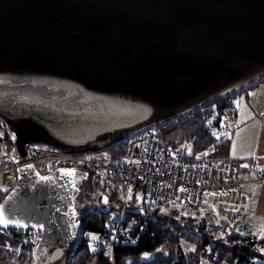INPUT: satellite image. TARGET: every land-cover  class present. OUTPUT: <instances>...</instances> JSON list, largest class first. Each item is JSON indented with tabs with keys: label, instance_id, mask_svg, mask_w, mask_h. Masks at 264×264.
Instances as JSON below:
<instances>
[{
	"label": "water",
	"instance_id": "1",
	"mask_svg": "<svg viewBox=\"0 0 264 264\" xmlns=\"http://www.w3.org/2000/svg\"><path fill=\"white\" fill-rule=\"evenodd\" d=\"M262 82L264 0H0V119L18 153L0 205L23 225L0 229L40 233L32 264L70 263L86 172L41 179L28 144L103 152Z\"/></svg>",
	"mask_w": 264,
	"mask_h": 264
},
{
	"label": "built area",
	"instance_id": "2",
	"mask_svg": "<svg viewBox=\"0 0 264 264\" xmlns=\"http://www.w3.org/2000/svg\"><path fill=\"white\" fill-rule=\"evenodd\" d=\"M233 103L232 100L227 104L214 102L205 107L202 122L217 143L232 137L237 111ZM1 129L5 132L0 140V177L4 187L0 196L3 200L16 186L18 165H14V158L18 153L13 133L7 130L2 119ZM158 132V128L154 126L129 138L124 155L117 161L110 158L99 159L89 153L79 156L64 155L54 149H42L39 144H28L25 153L39 176L53 179L62 168L86 172V178L91 180V191L104 208L111 206L108 203L113 195V188L120 181L119 210L93 235L97 239L91 240L106 252H112L121 241L130 239L129 226L133 219L126 222L124 211L127 209H141L142 204H147L154 205L163 212H170L172 209L196 211L202 206L204 194L209 192L227 191L236 195L243 186L264 184V168L256 166L251 160L217 157L212 153L213 146L200 153H193L189 146L184 145L166 147L158 139ZM8 231L0 229V234L13 237ZM12 231L24 236L23 241L35 249L40 233L28 229Z\"/></svg>",
	"mask_w": 264,
	"mask_h": 264
},
{
	"label": "trees",
	"instance_id": "3",
	"mask_svg": "<svg viewBox=\"0 0 264 264\" xmlns=\"http://www.w3.org/2000/svg\"><path fill=\"white\" fill-rule=\"evenodd\" d=\"M256 86V85H255ZM231 98L225 97L217 101L220 104L229 103ZM206 113V108L197 109L180 119H176L167 124L157 127L158 139L163 146L184 145L189 146L193 153L206 151L213 146V155L225 156L228 151V140L217 143L215 137L211 136L204 127L202 118ZM127 141L108 149L110 160L122 158L125 152ZM120 181L113 188V195L110 197L111 206H119ZM79 197L74 200L73 206L80 221L82 236L79 237L77 249L71 256L70 263L67 264H199L202 257H207L209 262L226 264H264V252H260L258 247L264 245V239L259 240L254 235L240 236L228 235L223 239L212 240L202 235H180L181 228L179 224L169 219L160 220L159 214L164 213L159 209L151 208V205L142 204V214H126V222L132 221L129 226L130 239L121 241L113 248L112 252H106L103 248L94 245L87 234H95L103 224L111 220V211L104 215L98 211L100 206L97 196L91 192V180L89 177L80 179L77 184ZM1 197V196H0ZM132 205H135L132 202ZM135 207V206H134ZM148 211V213H147ZM183 211L172 209L167 213L177 214ZM183 219V218H182ZM205 220L199 221L203 230ZM8 233L13 237H7L0 234V264H32L33 247L28 246L23 241L25 239L21 234L16 235L12 230ZM179 233L178 236L175 234ZM174 234V235H172ZM17 239H16V238ZM183 239H182V238ZM180 239L193 243V251L184 252L181 248ZM176 243L175 249L169 251V247ZM167 248L168 254L165 256L164 250ZM149 252L155 255L154 260L144 263L140 262L141 253ZM256 261V262H255Z\"/></svg>",
	"mask_w": 264,
	"mask_h": 264
},
{
	"label": "crops",
	"instance_id": "4",
	"mask_svg": "<svg viewBox=\"0 0 264 264\" xmlns=\"http://www.w3.org/2000/svg\"><path fill=\"white\" fill-rule=\"evenodd\" d=\"M245 92V100L239 101V104L235 106L236 124L232 137L228 140V151L225 157L251 160L256 166L264 168V82ZM219 194L234 202L233 206L228 205L233 217L240 215L238 209L243 211L240 215L245 219L242 224L243 233H245L243 235H264L263 183L243 186L241 192L236 195L227 191H221ZM261 239H264V236Z\"/></svg>",
	"mask_w": 264,
	"mask_h": 264
},
{
	"label": "rangeland",
	"instance_id": "5",
	"mask_svg": "<svg viewBox=\"0 0 264 264\" xmlns=\"http://www.w3.org/2000/svg\"><path fill=\"white\" fill-rule=\"evenodd\" d=\"M261 84V83H260ZM259 85V84H257ZM246 92H243L241 95L237 94L234 96H231V100L234 102L233 104L237 106L239 104V101L245 100V95ZM234 99V100H233ZM4 130H0V140L2 137H4ZM42 149H51L50 147H47L45 145L40 146ZM90 156H94L96 158H110V153L107 150H104L103 152H97V153H91ZM2 178L0 177V191L1 193L4 192V187L2 186ZM78 184V183H77ZM92 194V191L88 190V194ZM220 192H209L208 194H204L202 198V206L199 207L196 211L190 210V209H183V211L178 212L177 214H171V216L167 213H161L159 214V219L160 220H165L169 219V221H174L179 224L178 227H180L181 233L180 235L185 236V235H202L209 237V239L212 240H218V239H223L224 237L228 235H235L239 234L240 236H245L243 234V222L245 219L244 217H241L240 215L243 213L241 209H238V212H240V215H234L232 216V213L230 212V208L228 205L233 206L234 202L230 201L229 198L227 197H222ZM232 199H234L232 197ZM1 201V197H0ZM151 208L157 209L154 205H151ZM148 213V211H147ZM113 214L111 215V217ZM183 218V219H182ZM205 220V226L203 230H200L199 226L200 222ZM134 222V221H133ZM174 235V234H172ZM176 236L179 235V233L175 234ZM259 240L261 239L262 236H258ZM87 238L92 240L93 234H87ZM246 237V236H245ZM182 238V237H181ZM183 239V238H182ZM180 239V244L182 250L185 252H191L195 249V245L193 243L188 242L187 240H182ZM176 243L172 245V247H169V251H172L175 249ZM164 253H167L165 251H168L167 248L163 249ZM258 250L260 252H264V245L261 247H258ZM168 254V253H167ZM256 262V261H255ZM199 264H226V263H214V262H209L207 257H202L199 260Z\"/></svg>",
	"mask_w": 264,
	"mask_h": 264
},
{
	"label": "snow or ice",
	"instance_id": "6",
	"mask_svg": "<svg viewBox=\"0 0 264 264\" xmlns=\"http://www.w3.org/2000/svg\"><path fill=\"white\" fill-rule=\"evenodd\" d=\"M12 138L14 140L15 136L13 135ZM29 167H31V165ZM243 167H248V165H243ZM64 174L71 176V175L74 174V170L73 171L64 170ZM41 179H50V177H41ZM13 222L16 223L17 225H19V221H14V219L11 218V217L5 218L4 206L0 205V225H3L4 227H7L10 223H13ZM19 226H23V225H19ZM92 239L95 240L97 238L96 237H92Z\"/></svg>",
	"mask_w": 264,
	"mask_h": 264
},
{
	"label": "flooded vegetation",
	"instance_id": "7",
	"mask_svg": "<svg viewBox=\"0 0 264 264\" xmlns=\"http://www.w3.org/2000/svg\"><path fill=\"white\" fill-rule=\"evenodd\" d=\"M75 180H76V182L79 184L80 180H79V179H77V178H76ZM143 215H144V214H143Z\"/></svg>",
	"mask_w": 264,
	"mask_h": 264
}]
</instances>
